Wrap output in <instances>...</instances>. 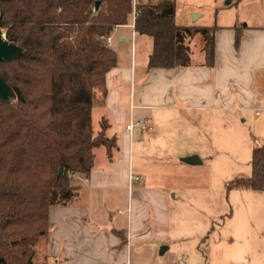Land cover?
Segmentation results:
<instances>
[{"label": "crops", "instance_id": "1", "mask_svg": "<svg viewBox=\"0 0 264 264\" xmlns=\"http://www.w3.org/2000/svg\"><path fill=\"white\" fill-rule=\"evenodd\" d=\"M110 47L116 65L106 73L103 104L92 109L91 122L97 114L99 131L104 118L106 135L116 136L118 146L110 157L105 147L94 148L93 167L78 196L68 204L49 207L48 233L36 245L38 263L177 264L185 257L187 264H200L206 258L202 238L190 230L197 221L205 224L216 204L218 210L222 204L221 197L209 204L212 184L200 189L188 181L202 164L190 141L199 138L200 125L214 123L191 112L246 109L264 102V30L241 37L239 49L224 55L225 70L218 67L223 57L216 46L213 66L202 64V53L201 59L191 58L189 66L148 70L152 39L135 31L131 18L114 28ZM130 119H144L151 128L134 127L129 132L125 126ZM169 141L180 147L178 152L169 150L175 158L169 162L170 174H164L163 162L153 155L166 151ZM192 155L200 163L184 161ZM199 191L202 199L197 201ZM230 200L234 205L235 196ZM232 232L228 238L234 242L235 237L245 238L242 224ZM161 246H165L162 253ZM255 249L250 256L248 246L230 243L222 249V264H264L261 248Z\"/></svg>", "mask_w": 264, "mask_h": 264}, {"label": "trees", "instance_id": "2", "mask_svg": "<svg viewBox=\"0 0 264 264\" xmlns=\"http://www.w3.org/2000/svg\"><path fill=\"white\" fill-rule=\"evenodd\" d=\"M132 8V0H0V28L22 48L10 61L0 59L14 91L0 100V264H39L49 207L78 196L77 176L88 179L94 148L105 147L109 157L117 148L104 118L94 133L91 112L103 104L105 76L117 60L100 37L127 24ZM135 8L134 30L152 39L148 70L191 65L188 42L196 36L202 64L213 66L214 26L176 23L173 0H136ZM241 37L238 27L236 49ZM251 170L225 190H264V143L252 148Z\"/></svg>", "mask_w": 264, "mask_h": 264}, {"label": "rangeland", "instance_id": "3", "mask_svg": "<svg viewBox=\"0 0 264 264\" xmlns=\"http://www.w3.org/2000/svg\"><path fill=\"white\" fill-rule=\"evenodd\" d=\"M173 1L175 3L174 18L176 23L215 27L216 51L218 56L222 55L223 57V60L220 58L218 60V67L221 70H225L224 55L230 51H236L233 35L235 29L241 27L244 35H249L257 30H264V0ZM229 34L233 37L229 38ZM188 43L191 48V58L201 59L200 37L196 36ZM257 91L258 94H262L260 88ZM260 98H263V96H260ZM191 113L197 119H214V123L205 126L200 125L198 128L199 138L190 141L194 146L193 149L197 152L196 155L201 158L202 164L196 166L198 172L188 181L200 189H202V186L212 184V186L210 185L212 190L209 195V204L212 198L215 199V202L216 200L220 202V197L222 204L220 210H218L219 204H216L218 208L215 210L214 215H210L205 220L206 225L202 221H197L194 230H190V233H199L202 238L200 241L201 250L206 258H203L200 264H222V249L230 243L235 244V246H238V244L248 246L250 256L257 250L255 247L259 246L264 259V191L253 193L243 189L235 192L237 189L226 191L222 187L225 182L233 178L249 177L251 175L252 148L264 143V102L257 101L254 106L246 109L225 107L215 110L193 111ZM92 128L94 133L99 128L97 114L93 116ZM179 147L177 143L173 144V141H169L166 146L167 152L159 150L154 153L153 159L163 162V165L160 166L164 174H170L169 162L174 161L175 158V155L169 150L178 152ZM80 182L83 183L81 180ZM247 193H251V196H244ZM195 195L198 196L197 201L202 199V191L196 192ZM232 196L236 198L234 205L230 200ZM200 208L208 207L201 206ZM231 213L235 216L229 218ZM241 224L245 238L243 236L240 238L235 237L234 242L228 238V235L233 234L232 230L240 227ZM252 246H254V249H252ZM207 254H210V260H208ZM168 257L170 260L172 256ZM36 262H38L37 258Z\"/></svg>", "mask_w": 264, "mask_h": 264}, {"label": "water", "instance_id": "4", "mask_svg": "<svg viewBox=\"0 0 264 264\" xmlns=\"http://www.w3.org/2000/svg\"><path fill=\"white\" fill-rule=\"evenodd\" d=\"M99 1L95 2V7H97ZM22 48L17 46L16 44L9 42L6 37L5 33H3L2 29L0 28V59L5 61L12 60L16 55L21 53ZM14 98V91L10 87V85L3 79L0 73V100L8 102ZM184 161L197 164L200 163L199 158L196 155H192L189 157L184 158ZM61 171V169H60ZM165 246L160 247V253L163 252Z\"/></svg>", "mask_w": 264, "mask_h": 264}, {"label": "built area", "instance_id": "5", "mask_svg": "<svg viewBox=\"0 0 264 264\" xmlns=\"http://www.w3.org/2000/svg\"><path fill=\"white\" fill-rule=\"evenodd\" d=\"M132 5H133V8H132V12H131L130 18L132 19V24L134 26V20H135V17H136V8H135L136 0H132ZM112 35H113V31L108 36H106V37L101 36L100 38H103L105 40L106 44L108 46H110L111 45V41H112ZM134 127H139L141 129H150L151 128V126L148 125V123L144 119H138V120L130 119L129 122L126 124L125 129L127 131L131 132ZM77 178L79 180L83 181V182H85L87 180L84 177L82 178V177L77 176ZM134 178L135 179H139V178H141V176L140 177L136 176ZM177 264H187V259L185 257H182V258H180L177 261Z\"/></svg>", "mask_w": 264, "mask_h": 264}]
</instances>
